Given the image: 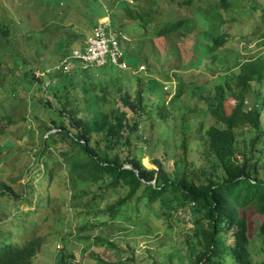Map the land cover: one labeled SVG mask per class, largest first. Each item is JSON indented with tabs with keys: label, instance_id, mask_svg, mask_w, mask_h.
<instances>
[{
	"label": "trees",
	"instance_id": "trees-1",
	"mask_svg": "<svg viewBox=\"0 0 264 264\" xmlns=\"http://www.w3.org/2000/svg\"><path fill=\"white\" fill-rule=\"evenodd\" d=\"M46 1L64 3L69 0ZM109 1L107 14L110 7L113 8ZM134 1L136 4L129 0L118 1V10L112 15L116 32L125 35L113 24L120 15L124 20L139 22L144 30L141 41L149 37L193 35L194 55L190 66L221 71L216 85L210 89L211 94L203 98L208 105L207 112L216 120V124L210 125L201 136L200 146L204 148L207 162L198 167L195 160L189 159L186 135L180 144L181 156L175 157L172 163L165 153L162 159H154L156 168H148L135 154L133 138L142 129V123L151 120L159 127H167L165 121L170 116L167 105L180 111L179 98L184 82L168 104L164 101L159 104L157 114L158 109L153 108L148 96L162 90V82L139 77L133 91L119 85L114 89L108 77L112 74L119 77L117 70L124 68L111 62L101 67L83 68L80 60L73 59V70L63 72V78L45 88L52 91L61 105L58 108L60 114L69 115L70 128L64 121L57 123L56 120H52L55 127L45 125L49 131L57 130L46 137L42 135L40 143L35 145V152L44 163V168L39 169L42 172L40 180L34 183L38 171L30 172L27 167L30 176L21 184V193L1 181L0 197L30 205L35 202L42 212L43 196L37 193L47 182L48 187L58 183L60 169L57 165L64 163L67 176L69 174L80 187V194L76 192L75 197L92 192L85 205L91 206L94 218L86 220L77 229L78 239L83 242H102L116 248L114 241L83 232L118 223L133 232H144L150 214H154L168 221L171 228L173 225L180 227L182 240L178 247L182 249L177 254L172 248L165 251L164 257L169 261L163 264H264V259L258 263L253 255L249 222V211L262 217L259 233L264 250V33L259 43L263 48L253 57L240 60L235 56L231 62L229 48L232 28L241 19L238 16L261 12L263 21L264 4L259 0H165L167 11L160 14L161 0ZM22 23L24 27L26 23ZM0 30L6 37L7 24ZM256 31L245 35V26L241 27L239 35L246 48L257 39ZM71 45L69 55L82 46L75 42ZM121 46L122 60L127 62L129 70L138 69L139 72L140 57L134 56L128 47L124 48L123 42ZM27 75L38 83V87H44L45 80L50 78L49 73L37 76L29 71ZM46 102L53 106L49 100ZM113 103L117 104L116 108L112 107ZM5 118L8 123L14 122L9 115ZM94 134L99 136L95 142L92 141ZM67 139L72 148L61 150L56 156L57 161H48L46 166V159L54 154L52 149H59V140ZM74 148L78 149L71 151ZM3 150L4 146H0V152ZM43 173H47V180ZM108 192L117 196L106 198ZM51 203L50 195L46 205ZM19 211L14 215L17 216ZM3 213L0 204V220L4 219ZM57 217L62 224L64 215ZM19 221L26 222L27 219L21 217ZM14 227L18 231L24 230L21 226ZM42 243L40 236L5 243L0 249V264H32ZM127 244L129 249H121L117 262L104 264H162V256L157 250L156 254L147 255L145 262L136 263L138 254L131 243ZM70 258H62L59 264H77L73 261L74 254Z\"/></svg>",
	"mask_w": 264,
	"mask_h": 264
},
{
	"label": "rangeland",
	"instance_id": "rangeland-1",
	"mask_svg": "<svg viewBox=\"0 0 264 264\" xmlns=\"http://www.w3.org/2000/svg\"><path fill=\"white\" fill-rule=\"evenodd\" d=\"M108 1L69 0L57 3L46 0H0V29L7 24L9 30L6 37L0 30V76H3L0 79V144L2 143L0 146H4V150L0 152V182L5 181L12 185L18 193H21V184L29 179L27 167H30V172L38 171L33 178L34 183L39 181L42 175L39 169L44 168V163L36 154L35 145L40 143L42 135L46 137L57 130L53 128L49 131L44 128L45 125L55 127L52 120H56L57 123L64 121L70 128L69 115L60 114L58 108L61 105L57 103L52 91L45 88L48 84H55L59 78H63L62 67L69 56L72 43L83 45L92 33L93 27L102 18L101 22L109 26L113 13L118 10L119 0H111L113 8L110 7L111 10L107 14L106 9L110 2ZM259 1L264 4V0ZM129 2L136 4L134 0ZM158 11L160 14L166 13L165 0L160 1ZM104 15L108 17L104 18ZM252 15H239L241 19H238L235 22L236 26L232 28L229 43L231 62L235 56L240 60L253 57L263 48L259 43L261 34L264 33V20L262 21L261 12L253 15L256 16L254 20ZM22 22L26 23L24 27ZM113 24L116 28L120 27L129 38L128 42L122 41L123 47H128L134 56L141 59L138 63L141 66L139 72L137 68L132 71L124 68L117 70L119 77L109 75L108 81L114 89L119 85L123 89L133 91L138 86L139 77H147L145 80L154 78L162 82L163 89L148 96L153 108L157 107L158 114L159 104L162 101L168 104L175 93L179 92L180 84L184 82L179 98L180 111L172 110V107L167 105L170 113L165 121L167 127L165 125L159 127L151 120L142 123V129L133 138L135 154L148 168H156L154 159H162L165 153L169 155L172 163L175 157L181 156L180 144L182 137L186 135L189 159L195 160L196 166H203L207 159L204 148L200 146L201 136L210 125L216 124L215 118L207 112L208 105L203 98L211 94L210 89L216 85L221 71L216 68L205 70L190 66L194 55L193 35L185 38L149 37L141 41L144 30L138 21L124 20L119 15L113 20ZM242 26H245L243 33L245 35L257 29V39L248 44L247 48L239 35ZM29 71H33L37 76L49 73L50 78L45 80L44 87L41 85L38 87V83L27 75ZM46 100L53 106L47 104ZM112 107L116 108L117 104L113 103ZM7 115L12 117L13 123H8L6 118L3 119ZM70 130L74 132V129ZM96 135H93V142L99 138ZM59 142V149L50 150L54 154L48 156L46 166L48 161L51 163L57 161L56 156L61 150L72 148L69 139ZM77 149L71 151L75 152ZM60 164L57 165L60 169L58 183L48 187L47 182V185L37 193L43 196L42 212L41 207L35 202L30 205L15 201L14 198L8 200L5 196L0 197L1 208L4 210L2 214L4 219L0 220V249L5 243L22 242L23 238L40 236L43 243L32 264H59L62 258L67 257L71 260V254L75 255L73 261L77 264L117 262L121 249H129L127 243H131L138 254L136 263L145 262V257L156 254L154 253L156 250L160 251L162 264L169 261L164 257L165 251L169 248H172L175 254L180 252L182 249L178 247L182 240L179 235L180 227L173 225L171 228L168 221L154 214H150L144 232H133L122 227L120 223L115 226L111 224L99 227L92 232H83L114 241L117 243L116 248L102 242L85 243L78 239V227L84 225L86 220L92 221L94 218L95 212L91 206L85 205L92 192L83 193L82 198L75 197L76 192L80 194V187L74 184L69 174L67 176L68 169L64 163L62 166ZM43 175L47 176H44L47 180V173ZM50 195L52 203L46 205ZM116 196L111 192L105 194L106 198L114 199ZM18 210L21 211L15 216L14 212ZM59 215H64L62 224L58 220ZM21 217L27 221L18 222V218ZM261 219L258 213L249 211L251 247L258 263L264 259L262 238L259 233ZM16 225L24 227V230H16L14 227Z\"/></svg>",
	"mask_w": 264,
	"mask_h": 264
},
{
	"label": "built area",
	"instance_id": "built-area-1",
	"mask_svg": "<svg viewBox=\"0 0 264 264\" xmlns=\"http://www.w3.org/2000/svg\"><path fill=\"white\" fill-rule=\"evenodd\" d=\"M108 16H105L106 18ZM103 19V18H102ZM101 19V20H102ZM101 20L93 27L92 33L88 36L84 46L75 48L66 58L63 71L68 73L75 67L73 59L80 60L83 68L101 67L108 62L118 65L120 68H128L126 61L122 60V40L129 38L113 28L112 21L109 26ZM122 39H120L119 38Z\"/></svg>",
	"mask_w": 264,
	"mask_h": 264
},
{
	"label": "clouds",
	"instance_id": "clouds-1",
	"mask_svg": "<svg viewBox=\"0 0 264 264\" xmlns=\"http://www.w3.org/2000/svg\"><path fill=\"white\" fill-rule=\"evenodd\" d=\"M105 16H106V15H105ZM105 16H104V17H105ZM87 38H88V37H87ZM86 40H87V39H86ZM86 40H85V41H86ZM84 44H85V42H84ZM84 44H83L82 46H84ZM82 46H81V47H82ZM78 48H79V47H78Z\"/></svg>",
	"mask_w": 264,
	"mask_h": 264
}]
</instances>
